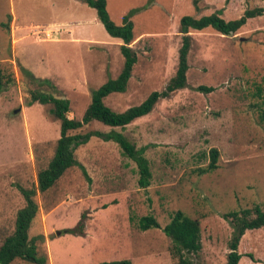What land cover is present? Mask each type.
<instances>
[{"label":"rangeland","instance_id":"obj_1","mask_svg":"<svg viewBox=\"0 0 264 264\" xmlns=\"http://www.w3.org/2000/svg\"><path fill=\"white\" fill-rule=\"evenodd\" d=\"M257 6L264 0H107L117 24L142 8L130 17L138 61L128 88L109 94L106 104L125 111L167 85L179 62L184 15L222 10L229 20ZM190 34L188 87L162 98L151 113L124 129L115 128L145 148L151 184L140 186L137 163L118 143L92 136L76 151L87 171L78 164L36 195L40 207L29 233L45 235L39 251L47 253L46 264L123 259L175 264L172 239L163 227L176 210L200 220L203 245L192 255L195 264H226L233 226L224 214L255 204L264 208V125L256 93L258 85L264 88V15L250 18L232 36L211 27ZM122 43L84 0H0V65L15 78L0 92V245L25 205L19 186H37L61 133L50 105L26 103L35 86L22 68L52 79L56 93L71 102L69 116L80 119L93 92L120 74ZM200 85L214 89L199 90ZM86 127L103 133L113 129L97 120ZM212 148L220 151L218 167L202 172ZM82 214L84 235L63 231L76 226ZM145 215L161 227L141 229ZM239 250V264H264V226L247 230Z\"/></svg>","mask_w":264,"mask_h":264},{"label":"trees","instance_id":"obj_2","mask_svg":"<svg viewBox=\"0 0 264 264\" xmlns=\"http://www.w3.org/2000/svg\"><path fill=\"white\" fill-rule=\"evenodd\" d=\"M84 1L96 8L99 19L104 23L109 33L123 41L121 50L125 58L124 66L116 78L109 79L93 92L91 103L80 119L69 116L71 102L68 98L56 93L57 85L52 79L38 78L26 68H22L30 83L35 86L29 88L26 103L32 105L39 102L50 105V113L60 120L61 133L55 143L53 156L38 173L37 186H19L25 199V205L17 212L14 231L0 245V264H12L17 260H25L36 264H46L48 262L47 253L39 251L40 244L45 241V235L30 236L29 233L40 207L36 195L38 192H47L68 169L78 164L84 169V172L87 171L85 166L78 161L76 151L80 146L86 144L92 136H101L106 140L118 143L122 153L137 163L140 186L148 187L151 184L153 173L150 160L145 154V148L138 147L127 134L115 128L121 127L124 129L136 119L151 113L162 98L170 97L177 90L188 87L189 54L193 44V37L190 34L192 29L203 30L211 27L222 34L232 36L250 18L264 15V6L249 8L242 16L229 20L222 16V10L200 17L184 15L180 20L182 44L179 49V62L175 74L162 90L151 92L140 104L131 106L125 111H116L106 104L105 99L113 92H125L128 88L134 67L138 61V53L131 45L135 38V31L130 17L142 7L131 10L125 16V22L117 24L108 11L107 0ZM14 82L13 75L6 73L0 65V92L6 90ZM198 89L209 92L214 88L200 85ZM256 93L262 98L259 105V118L264 125V88L258 85ZM95 120L112 126V131L108 133L94 129L85 131L86 126ZM210 155L211 162L207 168L202 169V172L213 171L218 167L220 151L217 148H212ZM224 217L233 226L226 264H239L243 257V253L239 250L242 237L247 230L264 226V208L261 204H255L253 207L229 211L224 214ZM85 218L86 214H82L76 226L66 228L63 231L84 235ZM152 226L161 227L154 216L145 215L141 217L139 222L141 229L146 230ZM163 230L172 239L171 255L175 264H195L192 255L198 254L203 245L200 220L189 216L183 210H176L171 221L163 227ZM249 255L252 256V254ZM103 264H132V261L123 259L104 262Z\"/></svg>","mask_w":264,"mask_h":264},{"label":"water","instance_id":"obj_3","mask_svg":"<svg viewBox=\"0 0 264 264\" xmlns=\"http://www.w3.org/2000/svg\"><path fill=\"white\" fill-rule=\"evenodd\" d=\"M19 110H20V108H16V109L14 110V112L17 113ZM58 233H60V232H58Z\"/></svg>","mask_w":264,"mask_h":264}]
</instances>
